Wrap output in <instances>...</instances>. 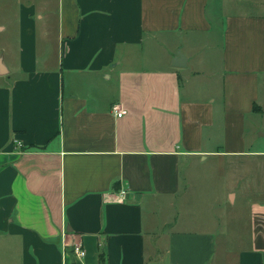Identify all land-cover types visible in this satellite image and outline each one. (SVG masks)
I'll return each mask as SVG.
<instances>
[{
    "label": "crops",
    "instance_id": "obj_1",
    "mask_svg": "<svg viewBox=\"0 0 264 264\" xmlns=\"http://www.w3.org/2000/svg\"><path fill=\"white\" fill-rule=\"evenodd\" d=\"M0 34V264H264V0H0Z\"/></svg>",
    "mask_w": 264,
    "mask_h": 264
},
{
    "label": "rangeland",
    "instance_id": "obj_2",
    "mask_svg": "<svg viewBox=\"0 0 264 264\" xmlns=\"http://www.w3.org/2000/svg\"><path fill=\"white\" fill-rule=\"evenodd\" d=\"M7 37L3 36L0 34V44L3 43V41L6 40ZM206 81V80H204ZM197 81H196V78L194 77L192 79V81L190 82V84L193 86L192 88L194 87H197ZM202 86V91L199 93L201 95H197L198 97L202 96L204 99L207 98V97H214L216 102L215 104L216 105H219L221 106V101H222V87L220 84L214 82V83H207V82H202V84H199L198 83V86ZM198 88V87H197ZM264 143V140H262L261 144ZM261 147V146H259Z\"/></svg>",
    "mask_w": 264,
    "mask_h": 264
},
{
    "label": "built area",
    "instance_id": "obj_3",
    "mask_svg": "<svg viewBox=\"0 0 264 264\" xmlns=\"http://www.w3.org/2000/svg\"><path fill=\"white\" fill-rule=\"evenodd\" d=\"M113 110L115 111V113H117L118 116H121L123 114V112L121 110H119V107H118L117 104L113 105ZM121 193L125 194L126 192H125V190H122ZM74 252L79 257H83L86 254V251H85L83 245L80 242L76 243L74 245Z\"/></svg>",
    "mask_w": 264,
    "mask_h": 264
},
{
    "label": "water",
    "instance_id": "obj_4",
    "mask_svg": "<svg viewBox=\"0 0 264 264\" xmlns=\"http://www.w3.org/2000/svg\"><path fill=\"white\" fill-rule=\"evenodd\" d=\"M181 57H182L181 53L178 52V56H177L176 59H180ZM175 65H176V66H181V65H183V63H182L181 61L177 60V61L175 62Z\"/></svg>",
    "mask_w": 264,
    "mask_h": 264
}]
</instances>
